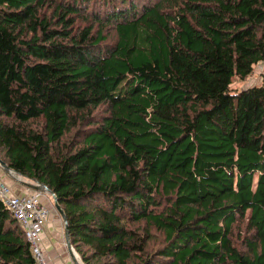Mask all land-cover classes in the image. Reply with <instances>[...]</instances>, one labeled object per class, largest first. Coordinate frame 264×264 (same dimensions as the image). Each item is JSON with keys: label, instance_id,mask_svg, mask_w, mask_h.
Instances as JSON below:
<instances>
[{"label": "trees", "instance_id": "obj_1", "mask_svg": "<svg viewBox=\"0 0 264 264\" xmlns=\"http://www.w3.org/2000/svg\"><path fill=\"white\" fill-rule=\"evenodd\" d=\"M264 0H0V160L82 264H264ZM0 264H33L0 201Z\"/></svg>", "mask_w": 264, "mask_h": 264}, {"label": "built area", "instance_id": "obj_2", "mask_svg": "<svg viewBox=\"0 0 264 264\" xmlns=\"http://www.w3.org/2000/svg\"><path fill=\"white\" fill-rule=\"evenodd\" d=\"M17 183L23 184L24 182L21 181ZM25 183L28 182L25 181ZM46 193L47 192L42 190L32 189L30 194L21 196L16 195L12 187L0 176V201L9 210L22 229L29 243L33 264H54L52 259L44 254L40 242L41 235L50 215L49 208L42 202ZM62 245L72 258V262L69 264H82L81 259L73 249V256H71L64 235Z\"/></svg>", "mask_w": 264, "mask_h": 264}, {"label": "crops", "instance_id": "obj_3", "mask_svg": "<svg viewBox=\"0 0 264 264\" xmlns=\"http://www.w3.org/2000/svg\"><path fill=\"white\" fill-rule=\"evenodd\" d=\"M0 176L4 179L5 182L8 183L9 186L12 187V190L15 192V194L19 196L30 194L32 189L29 187V185L36 184V183H31V182H28V183L24 182L23 184L12 182L7 178L6 172L2 168H0ZM50 198H52V200ZM42 202L49 208L50 215H51V216L49 215L47 224L45 225L43 233L41 235L40 242H41L43 252L46 256L52 259L54 264H69L72 262V258L69 256L67 250L63 247L62 240H61V245L56 244L59 234H61V232L59 233V230H61L60 228L61 226L54 227L52 225V222H54V217H53L54 215L52 214V207L54 208V205H52V203H54L52 194H50V192L49 193L47 192L45 194V197H43ZM55 216L60 217L58 213ZM59 217L58 219L59 221H61L62 223L61 225H63L62 234L65 237L64 222L62 221L61 217L60 218Z\"/></svg>", "mask_w": 264, "mask_h": 264}, {"label": "rangeland", "instance_id": "obj_4", "mask_svg": "<svg viewBox=\"0 0 264 264\" xmlns=\"http://www.w3.org/2000/svg\"><path fill=\"white\" fill-rule=\"evenodd\" d=\"M252 86H264V62H261L259 64H257L254 69L252 74L245 80V81H240L237 78H234L232 80V84H231V89L232 90H241V89H247L249 87ZM7 178L12 181V182H25V180H23L24 178L15 174V177H19L20 181L16 180L14 178V176L12 177V175L6 173ZM36 185V184H35ZM49 196V195H48ZM52 200V198H50ZM53 205V203H52ZM52 214L54 215V222H52V225L55 226H61V230H59V233L61 232V234H59L58 240H57V245H61V240L63 239V235H62V228L63 225H61V221H59L58 217L55 216L57 214V212L54 210V208L52 207ZM59 215V214H58ZM51 216V215H50ZM60 218V217H59ZM51 239V238H49Z\"/></svg>", "mask_w": 264, "mask_h": 264}, {"label": "water", "instance_id": "obj_5", "mask_svg": "<svg viewBox=\"0 0 264 264\" xmlns=\"http://www.w3.org/2000/svg\"><path fill=\"white\" fill-rule=\"evenodd\" d=\"M0 168H2L6 173H9L10 172H13L11 171L6 165L5 163H3L1 160H0ZM29 187L31 189H34V190H42L44 192H48V189L45 187V186H42V185H39V184H36V185H29ZM52 194V193H50ZM52 197H53V205H54V209L55 211L60 215L62 221L64 222V232H65V241H66V245H67V248H68V251L70 252L71 256H73L72 254V246L70 244V240H69V232H68V227H67V220H66V216L64 214V212L62 211L61 207L58 205V202L55 198V196L52 194Z\"/></svg>", "mask_w": 264, "mask_h": 264}, {"label": "bare ground", "instance_id": "obj_6", "mask_svg": "<svg viewBox=\"0 0 264 264\" xmlns=\"http://www.w3.org/2000/svg\"><path fill=\"white\" fill-rule=\"evenodd\" d=\"M10 175H12V177L14 176V178L16 179V180H20V178L17 176V177H15V173L14 172H10ZM26 181V180H25ZM26 182H28V181H26Z\"/></svg>", "mask_w": 264, "mask_h": 264}]
</instances>
